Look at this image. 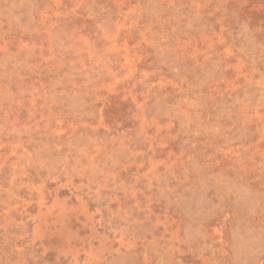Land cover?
<instances>
[{"label":"rangeland","instance_id":"obj_1","mask_svg":"<svg viewBox=\"0 0 264 264\" xmlns=\"http://www.w3.org/2000/svg\"><path fill=\"white\" fill-rule=\"evenodd\" d=\"M0 264H264V0H0Z\"/></svg>","mask_w":264,"mask_h":264}]
</instances>
